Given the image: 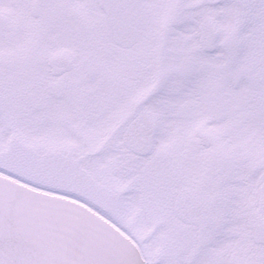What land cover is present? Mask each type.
Segmentation results:
<instances>
[{"label":"snow or ice","instance_id":"snow-or-ice-1","mask_svg":"<svg viewBox=\"0 0 264 264\" xmlns=\"http://www.w3.org/2000/svg\"><path fill=\"white\" fill-rule=\"evenodd\" d=\"M0 264H264V0H0Z\"/></svg>","mask_w":264,"mask_h":264}]
</instances>
